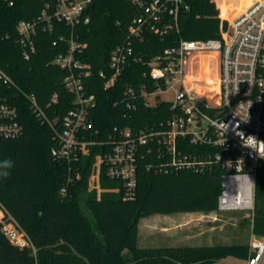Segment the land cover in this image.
I'll use <instances>...</instances> for the list:
<instances>
[{"label":"trees","instance_id":"16d2710c","mask_svg":"<svg viewBox=\"0 0 264 264\" xmlns=\"http://www.w3.org/2000/svg\"><path fill=\"white\" fill-rule=\"evenodd\" d=\"M221 2L191 0L189 10L179 16L180 32L172 30L160 35L146 30L143 38L134 42L135 53L142 60L132 61L115 84L105 88L106 80L100 71L109 74L110 54L125 39L130 23L140 11L132 0H92L86 10L89 22L75 28L63 22H53L52 28L38 24L36 51L29 59L24 56L17 24L20 20L38 19L45 0H15L13 5L0 0V68L15 83L0 80V97L17 104L25 129L18 138L0 140V202L31 241L30 245L17 246L0 227V264H214L229 256L244 261L248 258V242L138 246L139 221L144 216L218 210L221 166L201 173L162 172L155 168L159 162L157 150L144 152L139 159L136 196L126 200L122 191H103L98 195L96 189H89L95 156L100 152L93 145L75 166L80 178L62 195L60 189L69 174L68 166L52 156V129L42 123L21 93L33 94L42 106L57 93L58 102L47 108L51 116L63 115L74 105V95L63 83L69 71L53 62L58 55L69 52V38L74 34L86 44L75 57L92 70L86 84L88 92L97 98L92 119L99 138H107L115 127L128 126L136 131L160 127L174 113L170 103L146 106L140 98L129 109L122 104L124 90L128 85L139 90L143 83L153 90L155 84L144 75L149 70L147 62L164 48L176 45L180 37L219 38L221 26L227 27V20L219 15ZM260 136L264 138V130ZM186 150L198 153L202 148L188 144ZM119 185L102 170V188ZM251 229L255 235L264 236V162L257 167Z\"/></svg>","mask_w":264,"mask_h":264},{"label":"built area","instance_id":"2783aa9c","mask_svg":"<svg viewBox=\"0 0 264 264\" xmlns=\"http://www.w3.org/2000/svg\"><path fill=\"white\" fill-rule=\"evenodd\" d=\"M4 1L9 5L15 2ZM190 1L132 0L140 11L130 23L125 39L110 54L109 74L100 71V76L106 80L105 88L115 84L132 61L142 60L135 53L134 42L143 38L146 30L160 35L172 30L180 32L179 16L189 10ZM91 2L45 0L38 19L20 20L17 31L25 58L29 59L36 51L34 37L38 24L43 23L44 28H52L53 22H63L72 28L86 24L90 20L86 10ZM228 15L233 16L227 20L226 28L221 26L219 38L180 37L176 45L164 48L147 62L149 70L144 75L155 84L153 90H149L148 83H143L139 90L132 85L124 90L122 104L129 109L135 107L140 98L146 106H155L158 103L151 104L149 96L157 91H172L174 99L166 101L174 111L172 117L155 128L136 131L128 126L115 127L105 139H100L99 130L93 129L92 114L97 98L88 92L86 84L92 70L89 64L75 57L86 44L71 35L69 52L58 55L53 62L69 71L63 83L74 95V105L63 115L51 116L47 108L58 102L57 93L42 106L36 96L21 92L42 123L52 129V156L68 166L69 174L60 189L62 195H66L71 184L81 176L76 164L90 152L91 146L97 145L100 152L95 156L89 189H96L98 195L103 191H122L124 199H134L139 159L144 152L156 149L159 162L155 168L162 172L193 170L201 173L215 165L221 166L218 210H243L253 214L257 167L264 162V138L260 136L264 130V0H254L240 10L232 8ZM196 52L217 54L215 87L210 88L205 78L189 80L188 62ZM0 80L15 85L2 68ZM24 131L17 104L0 97V140L18 138ZM188 144L202 150L189 152ZM102 170L120 185L102 188ZM0 227L13 244L30 245L25 231L1 202ZM245 264H264V236L253 233Z\"/></svg>","mask_w":264,"mask_h":264},{"label":"rangeland","instance_id":"374dc122","mask_svg":"<svg viewBox=\"0 0 264 264\" xmlns=\"http://www.w3.org/2000/svg\"><path fill=\"white\" fill-rule=\"evenodd\" d=\"M224 0H222L223 2ZM221 2V3H222ZM227 2L228 4L232 3ZM219 15L226 20L232 16L221 13L219 4ZM209 62L211 67L210 76L217 73V54L215 52H196L192 55L188 62V73L194 76L204 78L202 66ZM206 85V83H204ZM207 87L209 85H206ZM211 88V87H210ZM174 94L172 91H157L155 94L148 97L151 104H156L161 101L173 100ZM84 212L94 222V218L90 211L83 206ZM253 214L248 211L227 210V211H211V212H174L170 214L153 213L149 216H144L139 221L138 227V246L140 247H161L171 245H211V244H231L237 242H250L253 231L251 229V219ZM181 217L183 221L190 220V234H195V237L188 238L183 231H175L177 233H164L159 228L162 226V220L169 218ZM152 223V224H151ZM180 234H179V233ZM231 257V256H229ZM229 257H224L214 264H230ZM228 258V259H227ZM236 264H242L243 260L232 258Z\"/></svg>","mask_w":264,"mask_h":264},{"label":"bare ground","instance_id":"6f19581e","mask_svg":"<svg viewBox=\"0 0 264 264\" xmlns=\"http://www.w3.org/2000/svg\"><path fill=\"white\" fill-rule=\"evenodd\" d=\"M231 1L233 2L230 4L227 3ZM253 1L254 0H224L222 3H220L221 13L223 16L227 17L226 14L227 13L229 14V11L232 8H236L240 10L244 5L247 6L251 4ZM202 70H203V74H205V77H204L205 80L208 82V84L212 86L211 88H213V86L217 83V73L215 72L214 76H210L211 67L209 66V62L204 63V65L202 66ZM198 78H203V77L202 75L194 76L189 73V80H196Z\"/></svg>","mask_w":264,"mask_h":264},{"label":"crops","instance_id":"0c3cea01","mask_svg":"<svg viewBox=\"0 0 264 264\" xmlns=\"http://www.w3.org/2000/svg\"><path fill=\"white\" fill-rule=\"evenodd\" d=\"M161 223H163V224H162V226L159 229L161 231H163L164 233H172V232L177 233L175 231H183V233L188 238L195 237V234H190L189 233V231L191 230L192 226L190 224V220H187V217H186L185 221H183L181 217H176L174 219L173 218L172 219L169 218V220H162ZM232 258H236V257H232L231 256V257H229V259H231V260H228V261L230 262V264H236L234 261H232ZM242 264H245L244 260H243Z\"/></svg>","mask_w":264,"mask_h":264}]
</instances>
